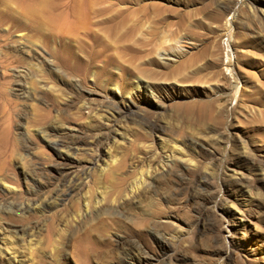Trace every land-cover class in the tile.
<instances>
[{"label": "rangeland", "instance_id": "374dc122", "mask_svg": "<svg viewBox=\"0 0 264 264\" xmlns=\"http://www.w3.org/2000/svg\"><path fill=\"white\" fill-rule=\"evenodd\" d=\"M91 1L0 16V264H264V0Z\"/></svg>", "mask_w": 264, "mask_h": 264}, {"label": "bare ground", "instance_id": "6f19581e", "mask_svg": "<svg viewBox=\"0 0 264 264\" xmlns=\"http://www.w3.org/2000/svg\"><path fill=\"white\" fill-rule=\"evenodd\" d=\"M49 1H52V2H49ZM93 1H95V0H92L91 2H93ZM91 2H90V4L92 5ZM4 3H5V8H6L5 10L9 11L7 16L10 17V19L8 21H6L7 16H5L4 14H1L0 16L4 17V20L2 22L3 24H6L7 27H8V24H12V25L24 24L26 28H28L34 32L33 34H36L37 36H39L38 37L39 39H40L41 35H43L46 38V40H48L47 38L50 39L53 35L59 36V35H64V34L67 35L68 33H70V27H69L68 23L69 24H72V23L69 21V17L73 16L75 20L82 21L86 16L85 10H88V7L87 6L85 7V3L83 2V0H81V1L80 0H31V1L29 0L28 2H23L21 0H5ZM11 3L13 6H15V8L14 7L10 8L9 4H11ZM90 4H89V6H90ZM98 4L101 5L102 3H98ZM104 6H105V4H104ZM90 12H92V11H90ZM83 16H84V18H83ZM27 17L30 18V20L32 21V23H33L32 27H28V25L26 24ZM61 38H63V37H61ZM21 40H23V38ZM40 41H41V39H40ZM33 45L36 46V44H34V43H33ZM21 50L25 51V53H27L28 55L33 54L32 50H30V49L23 47V48H21ZM0 56H6V55H3L0 53ZM58 58H59V61H61L63 64H68L67 60L64 59L65 57H64L62 52L58 53ZM71 70L74 72H79V71H81V68L74 66L71 68ZM136 80L137 81L134 83V87H135L134 89L135 90L146 89L149 92V87H150L149 84L144 83L140 78H136ZM111 84L116 91H118L119 93L122 92L121 86H120L118 81H113ZM150 91H151V93H154V91L151 87H150ZM124 93H126L130 96L129 99L131 100L132 103L136 102V97H137L136 94H132L130 91H127ZM136 103L138 104V102H136ZM55 123H56V121H55ZM54 125L56 126V124H54ZM57 125H58L57 128L54 127L57 130V132L63 133L65 130L64 126L63 125L61 126L59 124H57ZM45 130L46 129L40 130L41 131L40 133L43 134L42 139L45 142V144L52 146L53 148L54 147L56 148V152H57L58 156L64 157L68 160L71 155H73V154L76 155V153L81 148V145H79L77 142L71 143V145L60 143L61 144L60 148L62 150H59V141H54V140L52 141L51 139L49 140V138H48L49 136ZM123 138L124 137L120 135V136H118V138H116V140H122ZM61 151H64V152H61ZM20 158H22V156ZM167 158L169 159L171 157L168 156ZM45 169L40 168L39 170L41 172H44ZM157 172L161 173V174L168 172L166 175H169V173H171V169L166 164L164 166H162L161 168H156L155 170H153L151 166H148V169H147L148 174L156 175ZM71 180H73V179H71ZM7 190L11 191L10 188ZM135 190L136 191L139 190V187H136ZM251 193L252 192L249 190L248 196H244V194L242 195V196H244V197H242V199H243V202L245 204H247L250 201V199L253 198V195ZM85 205H86L85 206L86 210L88 211L89 205L88 204H85ZM96 205H100V202L99 201L96 202ZM24 209H29V207L24 206ZM161 213H162L161 210H155L154 211V215H156V216L160 215ZM177 224H178V222L176 223V225ZM178 226H181V225L178 224ZM24 231L26 232V230H24Z\"/></svg>", "mask_w": 264, "mask_h": 264}]
</instances>
